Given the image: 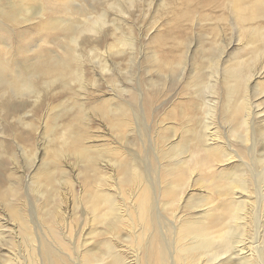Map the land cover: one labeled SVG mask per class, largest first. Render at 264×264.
Instances as JSON below:
<instances>
[{"label":"rangeland","instance_id":"1","mask_svg":"<svg viewBox=\"0 0 264 264\" xmlns=\"http://www.w3.org/2000/svg\"><path fill=\"white\" fill-rule=\"evenodd\" d=\"M229 2L0 0V64L7 66L10 76L54 56L77 65L65 51L71 47V36L83 33L80 51L87 85L79 90L74 84L71 90L55 83L45 89L41 79L33 78L34 89L42 90L40 98L31 93L0 100V231L4 237L0 264H29L31 260L11 206L22 211L35 239L42 238L53 252L43 264H98L95 256L105 236L97 234L101 224L92 207L96 179L80 145L73 143L75 137L94 153L96 148L118 147L119 157L148 169L159 189L169 181L168 170L176 160L163 159L161 134L180 141L190 138L186 130L203 134L212 123L228 146L221 151L232 149L236 154L230 161H213L211 168L191 170L183 191L184 212L192 211L189 206L198 205L194 209L199 210L207 203L217 205L227 179L234 177L248 180L255 201L256 186L264 190V42L253 39L250 31L264 30V15L252 7L246 13L258 17L242 21ZM218 3L222 6L217 7ZM104 12L108 23L102 32H83L87 15ZM56 19L63 21L60 27L51 24ZM67 21L72 22L71 31L63 29ZM162 53L176 62L173 71L159 66ZM237 74L241 85L232 93L230 86ZM208 84L215 85L212 91L206 89ZM245 97L250 100L245 114L251 112L246 118H254L249 130L234 118ZM118 103H126L128 109L129 125L122 131L97 109L114 108ZM246 131L251 132L249 140ZM49 171L57 180L54 188L44 179ZM113 173L109 168L102 172L116 182L119 173L116 178ZM209 176H216L219 184H211ZM256 205L262 229L264 199H256ZM161 213L174 217L169 209ZM61 238L72 243L62 252L50 242Z\"/></svg>","mask_w":264,"mask_h":264},{"label":"bare ground","instance_id":"2","mask_svg":"<svg viewBox=\"0 0 264 264\" xmlns=\"http://www.w3.org/2000/svg\"><path fill=\"white\" fill-rule=\"evenodd\" d=\"M243 1L230 0L228 3L234 10L232 12L236 13V18L242 21L255 20L258 16L246 13L252 7L257 13L264 15V0H253L249 4H244ZM109 6L113 7L114 4L110 3ZM219 6H222V3H218L217 7ZM240 11L242 14L239 15ZM105 13H98L99 15L94 17L87 15L88 21L83 32L87 31L93 34L102 32L108 23ZM62 22V20L56 19L51 21V24L60 27ZM71 25L72 22L67 21L63 24V29L71 31ZM82 34L72 35L69 43L71 47L66 48L65 51V54L75 60L77 65H72L68 59L61 58L62 56H54L46 61H35L30 67H26L24 72L20 71L10 76L7 66L0 64L1 102L25 97L31 93L36 98H40L42 90L34 89L33 78L41 79L45 89L55 83H61L64 88L73 90L72 86L78 84L79 90H85L87 88L86 69H84L80 51L82 50L80 47ZM250 35L253 39L264 42V30L252 29ZM123 44L129 45L130 42L124 41ZM94 50V48L91 49V52H95ZM182 53L184 54V52ZM175 63L167 54L162 53L159 58V66L163 68L162 70L166 69L167 72L174 70L173 68L177 65ZM235 77L237 81L230 86L232 93L236 92L235 90L241 85L238 74ZM214 87L215 85L208 84L206 89L212 91ZM249 103V98L245 97L242 105L237 106V113L234 117L236 121L239 120L240 126L245 127V130L252 127L249 124L251 120H254V118H250V120L248 117L246 118L251 114V112L245 114V111L249 110ZM125 104L118 103L114 108L105 109L102 106L97 109L110 119L115 129L122 131L129 125V120L126 117L128 109ZM179 115V113L176 114L177 117H180ZM192 119L190 117V120ZM207 126H209L208 131L205 130L203 134L194 129L186 130L189 132L190 138L180 141H171L173 136H168L167 133L161 134L159 139L163 159L170 156L176 160L168 170V172L171 171L169 181L164 185L161 184L159 189L152 181L148 169L142 170L137 166V162L128 160L126 157H119L118 147L96 148L94 153L92 148L82 144L80 137L73 139L74 144L80 145L82 156L88 159L87 163L92 165L96 179L91 193L92 207L95 211V219L101 224L100 228L97 227V234L105 236L101 241L102 244L100 243L103 248H99L95 256L96 263L264 264V223L261 225V229L256 215V199L258 201L264 199V190L259 186H256L254 201L247 179L229 178L221 192L222 199L217 205L207 203V207L199 210L194 209L198 205L189 206L192 211L184 212L183 191L187 187L188 176L192 174L191 170L193 169L192 172L202 171L204 167L211 168L215 160L230 161L234 158V150L221 151V148L226 147L227 144L220 140L219 132L213 130L212 123H208ZM250 134V131H246V140H249ZM1 156L3 153L0 152ZM160 165L163 166V162L160 161ZM107 168L114 171L115 178L116 173H119L116 182L111 176L106 177L102 174ZM162 171L163 169H160L161 175L164 176ZM216 176L208 177L212 179L210 180L211 184L217 182L214 180ZM44 179L51 188H54V183L57 180L53 172H47ZM217 183L219 184V182ZM217 191L221 190L218 188ZM167 209L172 211L173 218L162 215V210ZM10 212L20 223L18 225L24 234L31 257L29 264H43L44 258L51 259L53 252L45 245L42 238L35 239L30 224L22 216V211L11 206ZM253 224L256 229L252 231ZM55 225L58 229V226L61 227L58 221ZM102 226L104 227L102 228ZM1 233L0 231V241L4 238L1 237ZM50 242L55 250L61 252L70 248V244H72L62 238Z\"/></svg>","mask_w":264,"mask_h":264}]
</instances>
